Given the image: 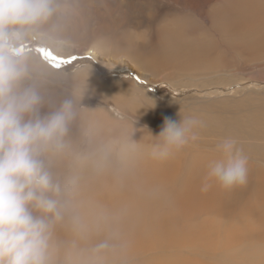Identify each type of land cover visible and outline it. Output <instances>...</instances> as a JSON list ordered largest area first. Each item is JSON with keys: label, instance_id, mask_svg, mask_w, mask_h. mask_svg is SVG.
<instances>
[{"label": "rangeland", "instance_id": "1", "mask_svg": "<svg viewBox=\"0 0 264 264\" xmlns=\"http://www.w3.org/2000/svg\"><path fill=\"white\" fill-rule=\"evenodd\" d=\"M120 1L75 0L78 8L85 5L88 10L77 12V19L70 27L55 38L27 40L20 49L43 67L51 81L49 93L53 104L58 105L64 99L74 102L76 115L69 125L66 147L50 156L48 164L54 177L62 183L75 181L73 193L78 197L73 194L77 197L74 204L78 205L75 207L82 217L81 224L86 225H81L79 230L90 231L95 226L98 230L104 228L102 241H109L114 247L105 253L100 264H178L183 258L205 264H264V243L239 250L220 247L221 234L240 222L236 216H226L224 211L200 216V220L213 222L219 229L215 235L219 238L218 245L204 250L189 241V234L199 230L191 226L201 225L202 221L197 223L193 219L196 220L193 222L183 212L192 202L191 179L197 175L190 177L197 169L221 158L216 144L224 137L235 138L248 158L250 172L257 170L256 176L251 172L249 177L247 196L253 195L252 188L263 176L264 139L260 136H264V52L249 51L242 55L228 47L227 35L213 25L219 0H126L124 4ZM129 4L138 6L132 8ZM98 13H102L101 16ZM80 19L82 24L78 22ZM173 31L187 37L180 35L182 51H187V43L193 47L190 41L197 39L203 44H212L213 56L217 55V59L210 63H165L168 53L163 42ZM90 49L95 50L96 57L90 54ZM180 109L204 121L199 139L173 152L166 160L153 159V139L149 130L153 136L157 135L165 117L180 119L177 115ZM246 132L258 137L236 136ZM249 147H260L262 154L250 153ZM132 168L141 172L134 176L137 170ZM128 169L134 171L132 177ZM169 171L175 175L171 177ZM259 172L262 175H258ZM99 179L104 181L96 184ZM136 179H146V184ZM152 184H156L151 187L153 193L148 192ZM123 188L124 191L120 190ZM215 188L211 187L210 194L216 193ZM138 197H141L139 201ZM131 200L139 203L140 208ZM106 203L109 209H105ZM87 204L91 206V209L88 206L91 216L88 208H84ZM124 204L137 205L132 206V210L138 209L135 211L140 215L138 220H133L136 214L132 211L131 216L129 211H122L127 207ZM243 206H239L240 211ZM156 207H161V211L153 216ZM175 210L183 212L180 216L187 221L183 226V219L179 220L182 222L179 229L185 228V233L175 231L179 221L167 222L164 211ZM116 211L119 215H114ZM102 215L104 222L99 218ZM86 219L88 223L92 220L89 228ZM155 219L161 220L156 222ZM70 224L66 226L70 228ZM140 225L146 227L145 230ZM67 230L63 228L65 234L72 232ZM80 231L73 232L79 235ZM97 241L95 245L102 242ZM83 242H76L74 246L82 249ZM131 246L135 250L127 254L126 249Z\"/></svg>", "mask_w": 264, "mask_h": 264}, {"label": "clouds", "instance_id": "2", "mask_svg": "<svg viewBox=\"0 0 264 264\" xmlns=\"http://www.w3.org/2000/svg\"><path fill=\"white\" fill-rule=\"evenodd\" d=\"M76 14L75 0H0V264H100L114 247L102 241L77 249L54 237L66 218L74 231L81 226L75 181L62 183L48 164L65 149L76 112L72 99L51 102L43 67L20 51L27 40L55 38ZM177 115L179 120L165 117L157 135L149 130L153 159L166 160L199 139L204 121L181 109ZM216 151L221 158L208 165L201 190L246 183L248 158L238 141L224 137Z\"/></svg>", "mask_w": 264, "mask_h": 264}, {"label": "bare ground", "instance_id": "3", "mask_svg": "<svg viewBox=\"0 0 264 264\" xmlns=\"http://www.w3.org/2000/svg\"><path fill=\"white\" fill-rule=\"evenodd\" d=\"M120 2L122 4H124L126 2V0H121ZM128 6L133 8V6H138V5L137 4H129ZM76 7H77V12H80L82 9L84 11L88 10V7H86L85 5H83V8H78V5L76 3ZM222 8H224V9L222 10ZM123 10L126 11L127 8L123 7ZM214 11L216 13V16L214 17V23H213L214 28L215 29H219L220 31H222L224 34L227 35V45H228L229 48L237 50V52L239 54H242V55H247L246 52H249V51H257L258 54L264 52V0H219V2L216 3V8H215ZM100 14H102V13H100ZM100 14L98 13L97 15L99 16ZM76 15H78V14H76ZM100 18H103V16L100 17ZM100 18H97V19H100ZM75 19H77L76 16H75ZM82 19L78 20V22H80L81 24L83 23ZM180 35L185 36L182 32L173 31V32H171L170 37L167 38L166 41L163 42L164 45L167 47V53H168V58L165 60V63L193 64V63H196L197 61L201 62V63H210V62L215 61L217 59V58H215L217 55L213 56L214 53H215V51H213L214 50V46L212 44H203L202 42L198 41L197 39H192V41H190V43L193 45V47L188 45V43H187V51H185V52L182 51L181 47L183 45V41L180 38ZM87 51H89V49ZM90 52H91L90 54L93 55L94 57L97 56L94 49H90ZM206 125L212 127V125L209 124V123H207ZM256 127H258V126H256ZM262 135H264V134H262ZM236 136L246 137L247 139L249 137H251V136L254 137V138L258 137L257 135H255L253 133H250V132H246V133H242V134L241 133L240 134H236ZM260 138L263 140L264 136H260ZM248 151L250 153H254V154H258V155L262 154V150H261L260 147H249ZM209 164L210 163H207L205 168H202L200 170L197 169V171H196L197 173L194 171L192 177H190V178H193V177H195L197 175V178L195 177V178L191 179L192 180V182H191L192 183V192H191L190 199H191L192 202L189 204L187 210H184V211L182 210V211L188 217H191L192 221H193V219H196L197 223H198V221H202L199 218L202 215L204 216V214H207V213L221 214L222 211H224L226 216L234 215L237 218H239L240 222L238 224L232 225V226H235V227H231V228L227 229L226 231H224L223 234H221L222 236H221V246L220 247L232 248V249L239 250V249H241V248H243L245 246L253 247V246L258 245L260 243L263 244L264 243V174H263V176H260L261 177V179L259 178L260 180L257 179L258 183H256V185H254V187L252 188L253 195L251 197L249 195L247 196V192H248L247 185H249L248 183H250L249 177L251 175V172H253V170L250 172L249 169H248V178H247L246 183H244L242 185L235 186V187L230 188V189H224V188L220 187L218 184L214 183L213 185L216 187L215 189H217V190L220 189V190H219V192L216 190V193H211L210 194V189L211 188H209L208 191H204V192L201 190V188H202V179H203L204 175L207 172V168H208ZM134 169L137 170V172H135V173L133 171V173L135 174L134 176H137L136 173L141 172V171L138 168L137 169L136 168H132V170H134ZM119 170L120 169H118V171ZM128 171L131 172L130 169H128ZM128 171L127 170H123V172H125L128 175H130V173ZM125 173H123L122 175L126 176ZM133 173L130 175V177H132ZM169 173H170L171 177H173L175 175V172H173V171H169ZM255 173H257V170H256ZM255 173H254V175H255ZM117 174L121 178V171L117 172ZM258 175H262V173L259 172ZM112 176L114 177V175H111V178H113ZM125 176H123V181L127 180ZM134 176H133V180L135 179ZM142 177L143 176H141L140 178H142ZM106 178L107 179L108 178L111 179L110 177H106ZM146 179L137 180V181H140L141 183H143V181H145ZM102 181H104V180L99 179L98 181H96V184L98 182L100 184V183H102ZM105 181H107V180H105ZM121 182H122V180H121ZM140 182H139V184L141 186ZM145 184H146V181H145ZM143 185H142V187H144ZM155 185L156 184H152L151 186H149V191L148 192L153 193L154 192V188L151 189V187H153ZM130 189H131V187H130ZM144 189H142V190L145 191ZM120 190L124 191V188L120 189ZM73 191H75V190H73ZM133 193L134 192H132V194ZM141 193H144V192L141 191ZM199 193H201V194H199ZM126 194H128V193H126ZM126 194H125V196H126ZM75 195L77 196V194H75ZM75 195H73L74 196L73 197V203H74V199H77V197H78V196L76 197ZM245 195H246L245 198H246L247 201H244V196ZM127 196H126V198H127ZM129 197H130V195H129ZM129 197H128V199H129ZM135 197L136 196H134V198ZM120 198H122V197H120ZM120 198L118 200H120ZM140 198L141 197H138L136 199H138V201H139ZM217 198H218V200H217ZM88 200H91V199H88ZM88 200H87V202H88ZM120 201H119V203H120ZM128 201H130V200H128ZM143 201H144V199H143ZM110 202H112V201H110ZM90 203H91V201H90ZM96 203L98 204L99 202H96ZM107 203H106V205H107ZM132 203H135V202L132 201ZM88 204L86 205V207H84L85 209L88 208V206H89ZM108 204H110V203H108ZM126 204H124V205H126ZM135 204L138 205L139 203L136 202ZM243 204H244L243 209H242V211H240L239 210V206H241ZM74 205L78 206L76 203ZM134 205L132 204V206H134ZM137 205H135V206H137ZM100 206H101V204H100ZM100 206L96 205L97 208L98 207L100 208ZM103 206H104V204L101 207H103ZM107 206H106L105 209H109V206H108V208H107ZM115 206H116V204H115ZM115 206H113L114 209H115ZM130 206H127V207H128V209L131 208V210H128L127 207H126V209H123L124 208L123 207L122 211L123 210L124 211H126V210L129 211L130 212V216H131L132 215L131 211L133 212L132 209L134 207H132V206L130 207ZM90 207L91 206H89V208ZM138 207L140 208L139 205H138ZM89 208L87 209L88 211H90ZM119 209H121V207ZM160 209H161V207H156L155 210L153 211V216L159 214L160 211H161ZM100 210H101V208H100ZM136 210H138V209H136ZM76 211L78 213V211H79L78 208H76ZM88 211H86V212H88ZM122 211L120 210V212H122ZM135 211L133 212V214H136ZM86 212H85V215H86ZM108 212H104V214L106 215V214H108ZM114 212H113V214H114ZM183 212H180V210L164 211V215L168 216L167 217V222L168 223L169 222L172 223L173 220H177L176 222H178L180 219H183L182 221L184 222V224H183V226H184L187 221H185V217L181 218V216H180V214H183ZM94 213L96 214V212H94ZM111 214H112V211H111ZM111 214H109V215H111ZM122 214H123V212H122ZM89 215L91 216V211L89 212ZM98 215H101V214H98ZM114 215H119V214H117V211H116V214H114ZM123 215L125 216L126 214H123ZM135 216L133 217V220H135V219L138 220L139 217H140L139 213H137ZM101 217H102V219H101ZM101 217L99 216L100 220L103 221V219H104L103 215ZM95 218H96V216H95ZM124 218H126V217H124ZM127 219H129V218H127ZM83 220H85V219L83 218ZM87 220L88 219H86V221ZM108 220H110V217L108 218ZM157 220L159 221L161 219H157ZM157 220H156V222H158ZM196 220H194L193 222H195ZM88 221H87V224H88L87 228H89L88 226H89V224L91 223L92 220L89 223H88ZM139 221L141 222V220H139ZM145 221H146V219H145ZM122 222H123V220H122ZM126 222H128V221H126ZM129 222H130V220H129ZM67 223H70V221L68 219H67V221L62 222L61 226H57V225L55 226L54 237H55V239L57 241H60L62 243L68 244V245H75V244H77L76 242H80V241L83 242V240H84V242L82 243V247L81 248L82 249H88V248H91V247L95 246L96 239L99 240V241L103 240L105 231H104V228L102 226L105 225V224H103L101 226L102 227L101 230H100L99 227H98L99 228V230H98L96 228V226H95L94 227L95 229H93V228L89 229L90 231L82 230V232H81L79 230L81 233L79 232L80 234L78 233L79 235H77L76 232H73L74 230H73V228H71V224H70V228L66 226ZM142 223H144V221ZM146 223H148V222H146ZM179 223H182V222L181 221L178 222V225L176 226V228H174L175 231L181 230V233H185V228L179 229V226H180ZM241 223H243V224H241ZM92 224H94V223H92ZM92 224L90 225V227H93ZM124 224L125 223H123V225ZM198 224H196L195 226L194 225L191 226V227H195V229H199V230L198 231L195 230L194 232L189 234V241L192 244H194V245L203 247L202 249H204V250H207V249H210V248H214L216 245H218L217 243L219 242V238L217 239L215 237V235L218 233L219 229H217L218 227L216 226V224L213 223V222H209V221H204V222L202 221L201 225H198ZM81 225L84 226V223L81 224ZM115 225H117V224H115ZM128 225H129V223H128ZM145 225L147 226V224H144V226ZM164 225H165V223H164ZM83 226H82V228H83ZM106 226L110 227L108 225H106ZM63 228H65L66 230L68 228L69 230H67V232L68 231L69 232L72 231V232L65 234V232L63 231ZM120 228H121V231H123L125 229V228L122 229L123 226L120 227ZM145 228L146 227H142L143 230H145ZM187 229H190V228L187 227ZM117 233H121V232H117ZM111 236H113V235H111ZM79 239H81V240L79 241ZM99 241H97V242H99ZM78 246H80V245H78ZM133 248L134 247H132V246L127 248L126 249L127 254L133 252L135 250V248L134 249ZM246 250H248V249H246ZM262 257H264V255ZM196 258H198V257H196ZM178 264H205V263H203L202 261L201 262L190 261V259L189 260H185L183 258L181 260H178Z\"/></svg>", "mask_w": 264, "mask_h": 264}]
</instances>
